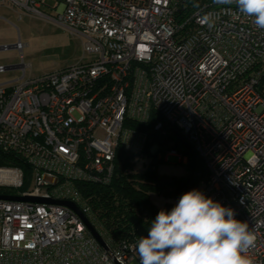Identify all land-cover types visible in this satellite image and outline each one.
Instances as JSON below:
<instances>
[{
  "label": "built area",
  "instance_id": "2783aa9c",
  "mask_svg": "<svg viewBox=\"0 0 264 264\" xmlns=\"http://www.w3.org/2000/svg\"><path fill=\"white\" fill-rule=\"evenodd\" d=\"M46 1L0 8L40 15ZM51 1L50 20L81 37L90 58L30 78L22 64L19 79L0 84V154L10 160L0 196L71 203L104 247L67 206L0 200V264H139L137 240L99 225L88 187L110 184L118 152L145 169L147 136L129 123L153 118L154 131L175 128L199 155V190L248 223L256 240L242 255L264 264V30L217 0L182 23L171 0Z\"/></svg>",
  "mask_w": 264,
  "mask_h": 264
},
{
  "label": "trees",
  "instance_id": "16d2710c",
  "mask_svg": "<svg viewBox=\"0 0 264 264\" xmlns=\"http://www.w3.org/2000/svg\"><path fill=\"white\" fill-rule=\"evenodd\" d=\"M212 1L171 0L173 18L176 23H182L198 8ZM154 121L153 118L145 124L129 123L131 127L144 132L147 136L143 154L149 162L145 169L141 173L133 172L129 163L132 158L118 152L110 184L104 187H88V192L92 196L91 208L98 216L99 225L113 238L130 236L138 241L129 223L131 217L136 218L148 232L151 221L161 209L170 211L174 205L169 202L179 201L184 193L192 189L199 190L207 180V170L199 155L189 145L182 146L175 138V134L180 135V132L165 123L162 124L160 131H154L152 126ZM153 146L157 148L155 153L150 152ZM171 149H175L186 158V162L182 164L183 174L179 177L158 172L160 164L166 163L162 159L163 156ZM9 164L10 160L0 154V166ZM22 168L26 173L27 169ZM150 195L162 198L163 207L157 208L150 201Z\"/></svg>",
  "mask_w": 264,
  "mask_h": 264
},
{
  "label": "clouds",
  "instance_id": "9594fccd",
  "mask_svg": "<svg viewBox=\"0 0 264 264\" xmlns=\"http://www.w3.org/2000/svg\"><path fill=\"white\" fill-rule=\"evenodd\" d=\"M217 2L235 4L239 13L264 30V0ZM255 240L248 223L236 219L233 209L192 189L170 211L158 212L135 247L139 264H253L242 253Z\"/></svg>",
  "mask_w": 264,
  "mask_h": 264
},
{
  "label": "rangeland",
  "instance_id": "374dc122",
  "mask_svg": "<svg viewBox=\"0 0 264 264\" xmlns=\"http://www.w3.org/2000/svg\"><path fill=\"white\" fill-rule=\"evenodd\" d=\"M52 8L51 0H47L45 5L38 8L40 15L0 8V46H12L17 42L23 45L21 55L16 50L0 52L2 66L29 65L25 69L24 77L30 78L60 70L90 58L83 52L81 37L50 20L56 18ZM21 75V70L0 73V84L18 79ZM169 151L162 158L163 161L168 158V161L161 163L158 168L162 173L179 177L183 174L182 162L177 157H169ZM148 162L149 159L146 158L145 166ZM134 167L137 173L143 171V167L139 168V163ZM9 192L16 194L18 191ZM150 201L157 208H162L164 205V200L155 195H150ZM169 203L175 206L178 201Z\"/></svg>",
  "mask_w": 264,
  "mask_h": 264
},
{
  "label": "water",
  "instance_id": "95a60500",
  "mask_svg": "<svg viewBox=\"0 0 264 264\" xmlns=\"http://www.w3.org/2000/svg\"><path fill=\"white\" fill-rule=\"evenodd\" d=\"M14 50L13 46H0V52H4V51H11ZM5 71H10V70H21L22 69V64L20 65H12V66H6L4 67ZM175 138L179 141V143L184 146V147H188V144L186 143V141L183 139V137L179 134H175ZM0 200H4V201H28V202H36V203H55V204H60V205H64L67 206L71 209H73L78 215L79 217L82 219L84 225L86 226L88 232L91 234V236L94 238V240L101 246L104 247V243L103 240L101 239V237L97 234V232L95 231V229L90 225L89 222H87L82 215L79 213V211L77 210V208L72 205L71 203L68 202H53V201H49V200H43V199H39V198H27V197H12V196H0ZM129 223L132 227L133 233L135 234V236L139 239L140 236H147V231L144 229V227L142 226V224L134 217H131L129 219Z\"/></svg>",
  "mask_w": 264,
  "mask_h": 264
},
{
  "label": "crops",
  "instance_id": "0c3cea01",
  "mask_svg": "<svg viewBox=\"0 0 264 264\" xmlns=\"http://www.w3.org/2000/svg\"><path fill=\"white\" fill-rule=\"evenodd\" d=\"M0 66H2L1 64H0ZM26 67H29V65H25ZM20 78V77H19ZM18 78V79H19ZM15 80H17V79H15ZM168 161V158H166V162ZM158 172L160 173V174H162V175H168L167 173H162V172H160V170H159V168H158Z\"/></svg>",
  "mask_w": 264,
  "mask_h": 264
},
{
  "label": "flooded vegetation",
  "instance_id": "af4514ba",
  "mask_svg": "<svg viewBox=\"0 0 264 264\" xmlns=\"http://www.w3.org/2000/svg\"><path fill=\"white\" fill-rule=\"evenodd\" d=\"M5 46V45H4Z\"/></svg>",
  "mask_w": 264,
  "mask_h": 264
}]
</instances>
